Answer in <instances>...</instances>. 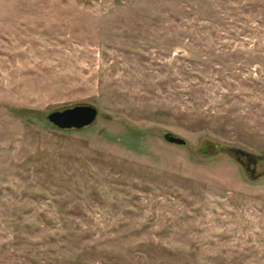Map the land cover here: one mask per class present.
Listing matches in <instances>:
<instances>
[{"label": "rangeland", "instance_id": "374dc122", "mask_svg": "<svg viewBox=\"0 0 264 264\" xmlns=\"http://www.w3.org/2000/svg\"><path fill=\"white\" fill-rule=\"evenodd\" d=\"M263 159L264 0H0V264H264Z\"/></svg>", "mask_w": 264, "mask_h": 264}, {"label": "water", "instance_id": "95a60500", "mask_svg": "<svg viewBox=\"0 0 264 264\" xmlns=\"http://www.w3.org/2000/svg\"><path fill=\"white\" fill-rule=\"evenodd\" d=\"M97 111L95 107L91 105H74L71 107L64 108L62 110H54L44 115V118L47 122L52 124L58 129H81L90 125L95 119ZM162 139L170 144L175 145H184L185 140L175 136L169 132H163L161 134ZM227 150L233 157L236 162L249 170L250 173L253 172V168H250L249 165L254 166L256 158L259 156H253L248 152H245L239 148L226 147ZM264 165V159H263Z\"/></svg>", "mask_w": 264, "mask_h": 264}, {"label": "flooded vegetation", "instance_id": "af4514ba", "mask_svg": "<svg viewBox=\"0 0 264 264\" xmlns=\"http://www.w3.org/2000/svg\"><path fill=\"white\" fill-rule=\"evenodd\" d=\"M260 158H256V160H255V163L259 160ZM263 162V161H262ZM252 167H250V168H253V170H254V167H255V164H254V166L252 165V164H250ZM249 165V166H250Z\"/></svg>", "mask_w": 264, "mask_h": 264}, {"label": "trees", "instance_id": "16d2710c", "mask_svg": "<svg viewBox=\"0 0 264 264\" xmlns=\"http://www.w3.org/2000/svg\"><path fill=\"white\" fill-rule=\"evenodd\" d=\"M72 130V129H71ZM75 130H77V129H75Z\"/></svg>", "mask_w": 264, "mask_h": 264}]
</instances>
